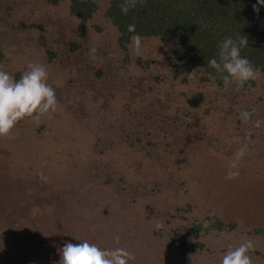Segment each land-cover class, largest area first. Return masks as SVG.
<instances>
[{"label":"rangeland","instance_id":"rangeland-1","mask_svg":"<svg viewBox=\"0 0 264 264\" xmlns=\"http://www.w3.org/2000/svg\"><path fill=\"white\" fill-rule=\"evenodd\" d=\"M95 1L103 8L101 0ZM30 10L33 12H29L27 23L42 24L44 30H12L2 23L3 68L14 77L27 70L30 63L43 64L59 104L52 116L56 123L48 117L38 124L26 119L16 127L12 138H0V163L4 165L0 167V264H58V249L65 241L83 240L101 248H126L136 257L129 264H221L230 247L249 239L254 243V250L249 253L253 264H264V142L256 137L258 133L264 136V118L259 116V110L255 111L254 126H239L226 137L217 110L224 103L213 100L224 91L214 94L211 87L204 89L206 99H211L210 103L204 101L207 105L203 114L204 131L214 157L211 159L225 162L217 172L197 159L203 151L198 150L194 156L187 143L178 146L171 144V139L160 144V151L146 147L142 152L128 146L130 141L125 139L122 149L114 150L110 156L100 155L92 141L82 144L74 134L83 130L93 136L92 140L98 137L92 123L100 117L96 111L100 106L99 92H104L105 84L87 75L83 68L86 60H92L88 55L91 48L107 53L98 55V62L92 66L108 63L109 68L118 64L121 56L113 52L111 29L100 13L82 23L79 36L76 27L80 22L74 23L71 34L67 21L51 6L40 9L33 5ZM71 37L83 45L79 53H70L65 47ZM47 52L53 53L55 59L50 60ZM130 54V65L113 69L112 81L126 82L128 75L134 79L143 77L144 87L150 85L158 90L160 85L153 84L154 77L166 79L168 72L161 67L157 40H141L140 54L134 50ZM196 79L197 75L186 77L185 82L178 80L180 88L176 89L179 93L194 92ZM255 82L249 105L260 95L264 98V72L257 75ZM93 88L98 91L96 101L92 100ZM237 91L235 88L229 95ZM161 93L164 92L149 94L146 101L163 99ZM172 105L182 109L184 100ZM234 120L231 117L223 122L229 126ZM159 126L166 129L161 123ZM27 136L32 137L31 144L17 143V138L25 140ZM241 148H246V155L239 161V176L228 180L229 164ZM105 163L115 170L112 174H129L122 188L114 179L104 189L105 174L100 169ZM97 166L98 175L91 177L89 173H94ZM75 185L82 188L76 191ZM119 198L124 203L119 204ZM206 216H216L224 223L234 221L237 228L187 238L185 251L171 245L175 219L184 217L185 224L191 225ZM117 235L119 245L114 240Z\"/></svg>","mask_w":264,"mask_h":264},{"label":"trees","instance_id":"trees-1","mask_svg":"<svg viewBox=\"0 0 264 264\" xmlns=\"http://www.w3.org/2000/svg\"><path fill=\"white\" fill-rule=\"evenodd\" d=\"M101 1L103 8L95 0H0V6L2 5L0 8V27H2V23L3 27L6 23L5 27H11L12 30L26 31L35 28L44 30L42 24L27 23L30 18L29 12H33L30 8L33 5L40 9L51 6L58 13H61V17L67 21V26L71 28V34L74 23L80 22V26L76 27V33L82 36V23H88L101 13L100 16L105 25L112 32L113 52L121 56V59L117 65L109 68L108 63L101 67H94L92 63L98 62V55L107 54L106 52H96L95 59L85 61L83 70L86 69L87 75L91 74L96 80L105 84L104 92H99L100 106L99 110L96 111L100 117L95 118L92 123L98 137L92 140L93 136H87L88 134L83 130H79V133L74 134V136L80 138L82 144L84 141H92L100 155L105 154V156H110L114 150L122 149V142L125 139L130 141L128 146L134 147L138 152H142L146 147L152 151H160L162 148L160 144L169 139H171V144L178 146H185L183 144L187 143L194 152V156L199 154L198 150L203 151L201 155L197 156V159H202L206 167L217 172L225 162L211 159L214 157L209 149L210 142L207 132L204 131L203 123L206 103H210L211 99H206L204 89L211 87L215 90L214 94L224 91L222 95L214 97L213 100L216 103L219 101L224 103L221 106L218 105L217 110L218 114H221L220 124L224 126L223 131L226 137L233 130H237L239 126L246 127L247 123L250 124L249 126H254L256 109L260 112L259 116L264 118V98L260 95L252 105H249V97L253 95L251 91L256 88L255 80L250 81L243 89L229 95L235 86L233 85L225 91L223 82L219 77L209 79L207 73H215V70L207 67L206 60L216 57L218 45L225 37L231 36L233 39H237L244 35L248 38L249 44L242 49L241 55L249 59L256 68L257 75L263 73L264 7H261L259 14H257L253 9L257 0H146L142 6L137 5L125 15L119 8L121 0ZM131 23L136 26L135 33H131L127 29ZM136 34H139L141 40H157L159 44L161 50L159 60L161 67L168 72V77L163 78L165 80L160 76L154 77L155 82L153 84L160 85L158 90L152 89L150 85L144 87L142 85L143 77L134 79L128 75L127 78L129 79H126V82L112 81L113 69L119 70L123 69V65L124 67L130 65L131 49L127 45L131 37ZM65 47L70 53H79L83 45L78 43L76 38L71 37L65 42ZM47 54L50 60L55 59L53 53L47 52ZM4 61L5 57L0 48V65L3 66ZM199 68L202 69L201 72L197 73L195 84L197 89L188 94L185 93V90L179 93L176 87L178 86L179 89L180 84L177 81L185 82L186 77H189V74ZM20 75V73H15L14 78L19 79ZM91 82L93 83L92 80ZM168 89L172 90L173 95L168 93ZM111 90L113 91L112 96L110 95ZM92 92V100L99 99L97 89L93 88ZM160 92H164L161 93L163 99L155 98L146 101L149 94H160ZM183 100L182 109L173 107V103H180ZM243 111L251 113V118L247 122L241 119L240 113ZM236 112L237 115H235ZM231 117L235 119L233 124L225 126L223 121ZM25 121H21L19 124ZM51 122L56 123V118H52ZM159 123L163 124L166 129L159 126ZM131 129H135V132ZM116 131L118 133H115ZM140 131L141 134L138 133ZM256 137L264 142V136H261L260 133ZM70 139H67V144L71 142ZM23 141H28L29 144L33 142L30 136H27L25 140L24 137L17 138L19 145ZM204 141H206V145L202 144ZM37 142L38 140H36ZM1 144L3 145V142ZM100 147L102 149H99ZM101 162L103 161L101 160ZM105 164L101 165L100 169L105 174L104 189L114 183V179L118 182V188H122L121 186L126 183L129 174L123 173L122 176L117 172L112 174L115 170L111 168V165ZM2 166L4 165L0 163V167ZM93 169L95 170L94 173H89L91 177L98 175V166ZM80 188L82 186L78 185L74 187V190L79 191ZM70 195L73 199V194ZM119 200V204L124 203L122 199L119 198ZM79 203L78 200L77 204ZM120 219L122 220V218ZM178 219L181 220L177 221ZM178 219L174 221L175 229L171 235V245L180 248L182 251L187 249V238L195 239L199 235H206L213 231L231 232L237 228L234 221L224 223L216 216H206L203 221L191 225L185 224L186 219L184 217ZM206 221L208 227L205 229L202 226Z\"/></svg>","mask_w":264,"mask_h":264},{"label":"clouds","instance_id":"clouds-1","mask_svg":"<svg viewBox=\"0 0 264 264\" xmlns=\"http://www.w3.org/2000/svg\"><path fill=\"white\" fill-rule=\"evenodd\" d=\"M145 2L146 0H121L119 8L123 14L127 15L137 5L142 6ZM261 7H264V0H257V4L253 5L257 14ZM127 29L135 33L136 26L131 23ZM248 44V38L244 35L237 39L231 36L225 37L218 45L216 57L206 60L207 67L215 70V73H207L208 78L219 77L225 91L233 85L236 90L243 89L250 81H254L257 70L249 59L241 55L242 49ZM127 46L139 55L141 50L139 34L132 36ZM96 51L95 48L89 50L88 55L91 59L96 58ZM201 69L194 70L188 76L195 77ZM48 80L49 73L43 64L30 63L19 79H15L0 65V138H12L14 130L21 121L31 119L38 124L43 117L50 119L57 112L59 101L56 89ZM240 116L247 122L251 118V113L243 111ZM245 155L246 148H241L234 153L226 179L234 180L239 176L238 164ZM202 227L206 229L208 222H204ZM114 240L119 245L118 235L114 237ZM252 250H254L253 241L245 240L234 248L230 247L223 254L221 264H253L249 255ZM58 254L60 256L58 264H129L136 259L126 248L120 246L101 248L88 240L79 241V243L65 241L58 249Z\"/></svg>","mask_w":264,"mask_h":264}]
</instances>
